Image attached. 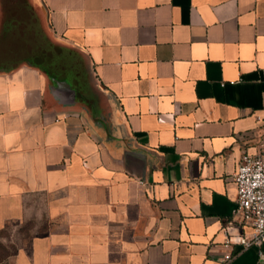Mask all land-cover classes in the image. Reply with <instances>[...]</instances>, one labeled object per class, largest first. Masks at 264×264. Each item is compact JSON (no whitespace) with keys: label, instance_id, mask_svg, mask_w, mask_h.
I'll return each instance as SVG.
<instances>
[{"label":"crops","instance_id":"0c3cea01","mask_svg":"<svg viewBox=\"0 0 264 264\" xmlns=\"http://www.w3.org/2000/svg\"><path fill=\"white\" fill-rule=\"evenodd\" d=\"M262 140L264 0H0V264H264L222 244Z\"/></svg>","mask_w":264,"mask_h":264},{"label":"built area","instance_id":"2783aa9c","mask_svg":"<svg viewBox=\"0 0 264 264\" xmlns=\"http://www.w3.org/2000/svg\"><path fill=\"white\" fill-rule=\"evenodd\" d=\"M231 179L235 186L232 217L247 231L228 234L222 244L226 248L235 242L242 247L259 245L264 242V140L259 141L257 152H241ZM229 257L227 250L223 260Z\"/></svg>","mask_w":264,"mask_h":264},{"label":"rangeland","instance_id":"374dc122","mask_svg":"<svg viewBox=\"0 0 264 264\" xmlns=\"http://www.w3.org/2000/svg\"><path fill=\"white\" fill-rule=\"evenodd\" d=\"M4 2L13 3L14 7L17 4L27 2L28 0H2ZM27 226L24 224H7L0 227V257L6 255L19 241V238L26 231Z\"/></svg>","mask_w":264,"mask_h":264},{"label":"trees","instance_id":"16d2710c","mask_svg":"<svg viewBox=\"0 0 264 264\" xmlns=\"http://www.w3.org/2000/svg\"><path fill=\"white\" fill-rule=\"evenodd\" d=\"M1 258V257H0Z\"/></svg>","mask_w":264,"mask_h":264}]
</instances>
